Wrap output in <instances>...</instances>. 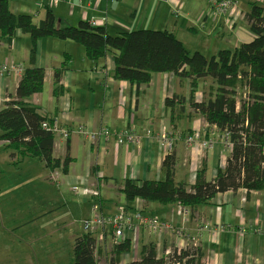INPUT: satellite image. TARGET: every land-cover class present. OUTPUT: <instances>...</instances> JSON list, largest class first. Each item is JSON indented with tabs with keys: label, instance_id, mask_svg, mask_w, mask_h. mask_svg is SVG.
Wrapping results in <instances>:
<instances>
[{
	"label": "crops",
	"instance_id": "crops-1",
	"mask_svg": "<svg viewBox=\"0 0 264 264\" xmlns=\"http://www.w3.org/2000/svg\"><path fill=\"white\" fill-rule=\"evenodd\" d=\"M205 2L65 0L52 6L48 0H9V6L15 14L31 15L35 23L44 19L46 12L52 9L59 27L77 25L93 16H107L104 27L112 35L142 28L158 29L159 25L164 28L160 30L173 32L179 39L185 29L193 34L201 31L205 41H213L207 42L210 49L214 48L215 42L226 41L229 49H233L254 39L244 15L252 2L264 4V0H239L243 17L232 31L220 26L221 18L216 21L209 18L204 26L201 25V14L210 11L208 1ZM32 46L31 36L17 29L12 39H0V63L13 62L25 69L44 68L43 91L25 100L36 105L42 116L72 130L84 125L90 133L108 128L113 133L131 130L139 136L138 143L121 144L115 136L92 138L76 131L67 139L55 135L54 156L60 159L69 156L72 161L66 173L60 168L50 171L51 179L56 182L59 179L60 183L81 181L82 185L99 192L98 197L62 198L64 204H70L69 224L67 221L65 226L74 239V245L76 237L89 233L83 221L96 215L93 209L95 203L99 204L98 213L103 215H115L125 209L142 210L145 215L168 221L177 228L175 231L154 232L141 224L135 231L126 233L125 239L132 241L130 250L119 253L114 247L113 229L100 226L102 228L95 229L93 233L97 238L96 257L99 264L140 261L150 246L155 248L158 258H163L175 247L186 249L194 245L192 238L198 243L206 264H264V189L248 191L240 188L219 192L210 203L183 207L187 213L182 216L178 215L182 207L180 204H163L141 198L129 202L122 192L126 179L135 182L163 181V162L171 153H175L177 158L175 181L189 190L198 181L200 170L204 171L207 180H212L218 168L226 166L231 152L226 145L227 136L190 107L192 94L197 102L211 97L210 89L217 88L214 82L199 79L192 92L191 80L182 79L174 73L155 72L149 84L137 86L115 78V50H109L99 59H91L81 43L49 36L37 42L32 60ZM58 68H62L59 82L62 90L56 96L55 71ZM23 74L10 73L0 78V110L15 96ZM180 97L185 98L184 103L178 101ZM169 98L174 99L171 108L166 105ZM148 129L154 132L153 136L148 134ZM165 132L173 141L170 151L158 140L159 134ZM196 132H200V139L189 144L187 137ZM8 144L0 139L1 162L7 161L12 152L15 154L12 158L20 157ZM49 202L52 203L50 197ZM59 210L54 205V213L59 214ZM63 220L56 216L50 223L53 221L55 227H59ZM181 228L183 234L178 232ZM57 232L56 228L50 229L49 236L54 234L55 237ZM7 242L0 240V264H41L43 251L47 255L44 258L47 264L49 249L46 250L47 245H42L40 241L38 248H32L33 256L28 252L24 258L19 256L21 252L25 253L24 249L19 251ZM55 261L64 264V260Z\"/></svg>",
	"mask_w": 264,
	"mask_h": 264
},
{
	"label": "trees",
	"instance_id": "trees-1",
	"mask_svg": "<svg viewBox=\"0 0 264 264\" xmlns=\"http://www.w3.org/2000/svg\"><path fill=\"white\" fill-rule=\"evenodd\" d=\"M244 20L254 39L233 49H221L207 58L198 51L190 53L183 41L168 30L142 28L112 35L104 26H92L86 20L77 25L59 27L52 9L46 12L44 19L35 23L29 14L13 13L9 0H0V39H12L17 29L28 33L33 42L32 60L37 42L53 36L81 43L91 59H99L109 50H115V78L137 86L149 84L155 72L174 73L191 80L192 92L199 79L216 84V89H210L211 97L202 102L195 101L192 94L190 107L227 136L231 152L226 166L219 167L212 180H207L204 171L200 170L198 181L189 190L175 181L177 158L171 153L163 162V181L126 179L122 189L129 202L141 198L163 204H180L185 208L210 203L219 192L240 188L248 191L264 189V4L252 2ZM223 25L224 22L220 24ZM61 75L62 68L56 69V96L62 90L59 84ZM44 79V68L25 69L15 96L0 110V139L7 141L8 147L23 158H39L50 171L60 168L66 173L72 158L54 156L55 135L42 126L45 121L51 125L53 122L42 116L36 105L25 101L43 91ZM178 101L184 103L185 98L180 97ZM166 105L173 107L174 99H167ZM10 155L15 157L13 152ZM131 246L132 241L125 239L114 247L121 253L129 251ZM96 249L97 238L92 232L76 237L73 264H99ZM177 263L206 264L200 247L195 245L186 249L175 247L163 258H158L155 248L150 246L140 261L128 264Z\"/></svg>",
	"mask_w": 264,
	"mask_h": 264
},
{
	"label": "rangeland",
	"instance_id": "rangeland-1",
	"mask_svg": "<svg viewBox=\"0 0 264 264\" xmlns=\"http://www.w3.org/2000/svg\"><path fill=\"white\" fill-rule=\"evenodd\" d=\"M201 1L205 2V0ZM182 12L185 14L184 10ZM162 27L159 25L158 29H164ZM179 37L190 53L198 51L207 58H211L221 49L230 47L224 41L215 42L214 48L210 49L207 42L212 43L213 41H205L201 31L193 34L185 29ZM3 152L6 154L5 151ZM57 182L51 179L49 168L39 158L20 156L14 159L10 156L7 161H0V240H7L11 247L19 251L24 249L25 253L19 254L22 258L28 252H31L30 255L33 256L32 248H38L40 241L42 245H47L46 250L49 249L47 264H58L55 260L60 262L64 260V264H71L74 239L69 236L65 226L70 218V204H64L62 198L70 200L77 196L84 197L72 190L74 185L82 186V182L60 183L59 179ZM89 196L98 197L92 194ZM49 197L52 203L49 202ZM54 205L60 209L59 214L54 213ZM95 208L99 209V204L93 203L96 214L98 211ZM56 216L64 219L59 223V227L57 225L58 229L53 221L50 223V220L56 219ZM53 228L58 231L57 236L54 237L53 234L50 237L49 230ZM101 228L95 226L96 230ZM41 254L44 258L47 256L44 251ZM44 258L42 257L41 264H45Z\"/></svg>",
	"mask_w": 264,
	"mask_h": 264
},
{
	"label": "built area",
	"instance_id": "built-area-1",
	"mask_svg": "<svg viewBox=\"0 0 264 264\" xmlns=\"http://www.w3.org/2000/svg\"><path fill=\"white\" fill-rule=\"evenodd\" d=\"M49 3L53 5H57L60 1L65 0H48ZM208 4L210 6V11L201 14L200 16V23L202 26L206 24L207 19L211 18L212 21H216L219 18L222 19V22H224L223 27L229 31H232L236 23L238 22L239 18L243 17L242 11L239 8V4L237 0H207ZM173 10H176V7L173 6ZM107 16H93L89 20V23L92 26H105L107 24ZM25 71V68L21 64L13 63V62H4L0 63V78L4 77L10 73H15L17 75L23 74ZM47 130H51L54 135H60L61 137L67 139L69 136L74 132H79L83 136L87 137L90 136L92 138L96 136L103 137L105 139L110 138L111 136H115L118 143H138L139 142V136L131 131V130H123L118 133H113L108 128H102L97 133H90L87 128L84 125H78L75 130L62 127L61 125H58L56 123H53L52 125L45 121L42 125ZM148 134L152 135L154 132L151 129H148ZM200 139V132H196L193 135H190L187 137V142L189 144L194 143L196 140ZM158 140L161 143L163 147H165L167 150H171L173 148V141L170 136V134L160 133L158 136ZM226 145L229 146L228 140H226ZM203 146H206V142H203ZM73 191L77 195L81 196H89V195H98L99 192L96 190H92L87 185L82 186H74ZM96 211H98L97 208H95ZM186 212V210L183 207H180L178 210V215H183ZM187 213V212H186ZM146 225L148 226L152 231L154 232H160L163 230H170L175 231L177 228L174 224L161 220L154 216H147L143 213L142 210H133V209H125L122 212L115 214V215H103L100 213H96V215L92 219H87L83 222V225L85 229L88 232L94 233L95 226H109L113 229L114 237L117 239V241L114 239V241L121 242L124 241L126 238L127 232L135 231L140 227V225ZM178 232H181L183 234V228L178 230ZM194 241L195 246H199L198 243L194 238H192ZM180 264V263H177Z\"/></svg>",
	"mask_w": 264,
	"mask_h": 264
},
{
	"label": "clouds",
	"instance_id": "clouds-1",
	"mask_svg": "<svg viewBox=\"0 0 264 264\" xmlns=\"http://www.w3.org/2000/svg\"><path fill=\"white\" fill-rule=\"evenodd\" d=\"M125 240V239H124Z\"/></svg>",
	"mask_w": 264,
	"mask_h": 264
}]
</instances>
